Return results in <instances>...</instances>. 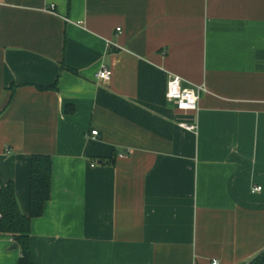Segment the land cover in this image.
Segmentation results:
<instances>
[{
	"label": "crops",
	"instance_id": "1",
	"mask_svg": "<svg viewBox=\"0 0 264 264\" xmlns=\"http://www.w3.org/2000/svg\"><path fill=\"white\" fill-rule=\"evenodd\" d=\"M173 76L195 110L167 100ZM33 155L51 159L36 264H251L264 0H0V185L23 215ZM20 256L0 234V264Z\"/></svg>",
	"mask_w": 264,
	"mask_h": 264
},
{
	"label": "trees",
	"instance_id": "2",
	"mask_svg": "<svg viewBox=\"0 0 264 264\" xmlns=\"http://www.w3.org/2000/svg\"><path fill=\"white\" fill-rule=\"evenodd\" d=\"M68 111L69 108H66ZM51 159L47 155H33L30 161L29 211L23 215L18 207L12 182L0 185V234L10 235L20 250L18 264H36L29 243L30 225L42 215L50 198ZM251 264H264V250Z\"/></svg>",
	"mask_w": 264,
	"mask_h": 264
},
{
	"label": "built area",
	"instance_id": "3",
	"mask_svg": "<svg viewBox=\"0 0 264 264\" xmlns=\"http://www.w3.org/2000/svg\"><path fill=\"white\" fill-rule=\"evenodd\" d=\"M48 9L53 12L55 10L54 4H50ZM117 30L119 31L120 29ZM97 78L102 81H108L110 79V73L107 69L102 68L98 72ZM201 91V88H197L196 90L182 88L181 79L177 76H173L167 85L166 98L168 101L173 102L176 108L180 111H193L196 109L199 93ZM180 126L188 131H194L196 129L194 126H188L185 124H181ZM91 135L96 136L97 132L92 131ZM260 190L261 187H254L252 192H258ZM209 264H218V261L212 260ZM244 264L250 263L247 262Z\"/></svg>",
	"mask_w": 264,
	"mask_h": 264
}]
</instances>
